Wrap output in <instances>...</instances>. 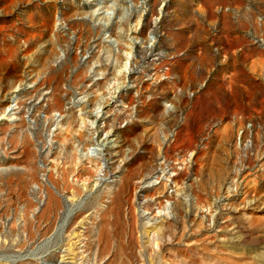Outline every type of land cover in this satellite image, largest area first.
<instances>
[{
	"label": "rangeland",
	"instance_id": "rangeland-1",
	"mask_svg": "<svg viewBox=\"0 0 264 264\" xmlns=\"http://www.w3.org/2000/svg\"><path fill=\"white\" fill-rule=\"evenodd\" d=\"M0 264H264V0H0Z\"/></svg>",
	"mask_w": 264,
	"mask_h": 264
},
{
	"label": "bare ground",
	"instance_id": "bare-ground-1",
	"mask_svg": "<svg viewBox=\"0 0 264 264\" xmlns=\"http://www.w3.org/2000/svg\"><path fill=\"white\" fill-rule=\"evenodd\" d=\"M139 17H137V19H136V21L134 22V25L132 26V27H130L129 28V30H136V28H137V26H138V24H139ZM128 32V31H127ZM125 43H124V46L123 47H120V50H121V52H122V55L120 56V57H118V59L120 58V63L118 64L119 65V69H118V71H116V73L114 74V76H112L113 77V82L112 83H107L108 84V88H113L112 89V91L115 93V91L119 88V82H120V80H123L124 78H125V76L127 75V73H128V70H129V67H130V63H131V58H132V47H133V43L132 42H130L129 40L128 41H124ZM123 44V43H122ZM115 65V64H114ZM113 66V65H112ZM111 66V67H112ZM117 66V65H116ZM118 68V67H117ZM111 77V78H112ZM116 81H118V82H116ZM116 82V83H115ZM122 82H120V85H122L121 84ZM107 87V86H106ZM112 92V93H113ZM110 91H109V93H108V97L107 98H109V97H111V94H112ZM113 95V94H112ZM106 96H104V97H101L100 99V103H101V101L103 102V101H106V99L107 98H105ZM100 103L98 102V104H97V107L95 108V117H94V119L92 120V121H90V122H88V124L87 125H84V127H85V129H86V131L87 130H90L91 131V129H92V125H93V123H94V121L97 119V116H98V110H99V107H100ZM85 119L86 118H82V122L81 123H85ZM86 124V123H85ZM83 127V128H84ZM79 129H80V127H79ZM66 131L68 132L69 131V128H66ZM77 132V131H76ZM92 133V132H91ZM86 134V133H85ZM82 135V133L80 132V131H78V137H80ZM91 135V134H90ZM83 136V135H82ZM75 150V149H74ZM76 152H77V150H75ZM72 153H74L73 151L71 152V154ZM77 154V153H76ZM73 154V155H71L69 158H70V162L72 161V160H74V158L75 157H78L79 158V155L77 154ZM86 154V155H85ZM83 153V155H82V157L83 156H85V158L87 159V161L89 162V164H93L92 166L95 168V166L96 165H98V164H96L97 162H98V159L97 158H95V157H92V156H90L89 155V152L87 151V153ZM65 157H67V156H65ZM77 159V158H76ZM79 159H81V156H80V158ZM78 159V160H79ZM85 159V160H86ZM69 161V160H68ZM80 162V161H79ZM76 163H74V165H75ZM78 164V163H77ZM94 164H96V165H94ZM91 166V167H92ZM92 167V168H93ZM98 167V166H97ZM93 168V169H94ZM96 170H97V168H95ZM94 169V170H95ZM74 170V169H73ZM86 170H87V168H86ZM73 172V171H72ZM88 172H90L91 173V175H93L92 174V172L89 170ZM86 173V172H85ZM73 174H74V179H76V180H79V181H81V178H82V176H83V173H80V171L79 170H74V172H73ZM89 174V173H88ZM86 175H84L83 176V178L85 177ZM87 179V178H86ZM86 179L84 178V181L83 182H86ZM88 180H90V179H88ZM101 239V238H100ZM64 258V257H63Z\"/></svg>",
	"mask_w": 264,
	"mask_h": 264
}]
</instances>
